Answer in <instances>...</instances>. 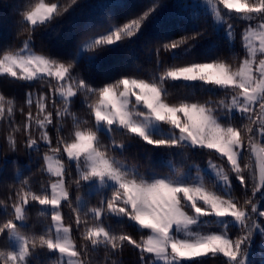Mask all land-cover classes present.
Returning a JSON list of instances; mask_svg holds the SVG:
<instances>
[{
  "label": "snow or ice",
  "instance_id": "6c2138e0",
  "mask_svg": "<svg viewBox=\"0 0 264 264\" xmlns=\"http://www.w3.org/2000/svg\"><path fill=\"white\" fill-rule=\"evenodd\" d=\"M79 6V0H25L17 35L26 32V38L15 47L0 41V77L47 86L25 93L22 125L15 124V98L0 93L9 149L17 150V134L24 137L29 159L44 149L37 160L39 189L33 190L31 177L14 173L18 187L13 185L11 203L0 202V241L10 248L0 250V264H41V256L48 264H123L118 258L126 247L136 252V264H204L203 258L217 257L223 264H264V0L178 2L177 8L202 9L236 62L194 54L207 35L203 27L160 41L147 78L120 73L109 61L150 35L169 5L152 0L126 23L109 17L99 30L86 25L92 34L75 52L36 51L37 29L49 28ZM232 21L246 22L238 60ZM170 89L182 94L172 100ZM197 91L224 95L201 101L194 98ZM77 103L90 119L74 111ZM131 141L171 156L207 153L209 159L204 168L194 165L195 176L191 168L173 163L168 174L142 172L125 156ZM246 151L256 157V171L243 162ZM8 163L5 158L0 166V182ZM93 196L98 201L89 206ZM65 202L74 223H65ZM33 204L48 222L29 233L23 229ZM111 222L142 235L136 239ZM213 224L217 230L204 231ZM233 229L237 234H230ZM100 252L103 260H95Z\"/></svg>",
  "mask_w": 264,
  "mask_h": 264
},
{
  "label": "trees",
  "instance_id": "16d2710c",
  "mask_svg": "<svg viewBox=\"0 0 264 264\" xmlns=\"http://www.w3.org/2000/svg\"><path fill=\"white\" fill-rule=\"evenodd\" d=\"M25 0H0V41L12 46H19L20 42L24 40L27 33L17 35L19 31L18 21L20 16L18 13L21 11V5ZM161 5H169L166 10H162L159 21L153 25L150 35L142 38L137 43L125 47L122 51L117 53L109 62L113 63L116 70L120 73L138 74L145 78L149 77L155 67L154 52L153 50L159 46V42L167 38L177 39L180 35L186 32H191L193 29H200L207 27L208 32L204 40L200 41L194 54L201 56L208 53L209 57H219L226 59L229 62L235 63L233 60V51H230L227 44L222 40V36H218L213 30L208 21V17L203 14L202 9L199 11L192 10L188 7L177 8L178 2L185 5L184 0H159ZM152 3V0H79V7H75L71 15H66L60 21L54 23L49 28H40L34 33V47L36 51L50 52L53 55H58L66 52H75L76 47L92 34V30L86 25L91 24L95 30H99L100 26L109 17L113 18L114 23H126L128 20L135 18V15L141 10ZM106 5H109L106 7ZM198 16V19H191V17ZM183 20L185 24L182 26L179 22ZM237 29V39L234 49L237 60L242 58V48L240 44L239 33L246 26V22L233 21ZM208 58V57H204ZM167 63V57L164 58ZM47 90L46 85L39 82H32L28 86L27 82L15 81L8 77H0V93H3L6 98H15L16 111H15V124H23L26 117L21 114L20 108L24 107L25 113L28 111L24 106L25 93L28 91ZM173 96L170 99L175 100L176 97L182 94V90L170 89ZM223 92H217L215 96L212 93H204L197 91L194 98L198 100H206L209 98L217 99L223 96ZM80 99H83L82 97ZM49 110H51V103H49ZM35 113V107L32 109ZM74 111L80 116L81 119H90L86 116V110L81 108L79 103L74 106ZM9 122L7 120L0 123V166L3 165V160L7 158L9 163L5 172V179L0 182V202L11 203L8 199L14 195L16 182L12 179L14 173L23 172L24 177H31V184L33 190L39 189L41 181V173L39 171L40 165L37 160L43 155L44 149L42 148L39 153L33 152L32 158L29 159L26 154L23 140L24 137L17 134V150L11 151L8 147L5 137L9 132ZM67 129L65 130L66 134ZM52 135L55 137L53 130ZM128 151L125 156L130 163L137 165L142 172H156L159 174L169 173V163H173L175 167L187 171L190 167L199 164L203 166L209 159L207 153L192 154L185 152L183 156H171L167 152L160 150H152L151 146L148 148L140 147V145L131 141ZM215 159V157H212ZM220 162V160H217ZM244 163H248L253 171H256V164L253 158L249 157L248 152L245 153ZM42 163V161H41ZM31 169V171L28 170ZM247 175V174H246ZM207 179V177H206ZM211 187V185L209 184ZM18 187V185H16ZM252 182L249 180L248 195L251 196ZM77 193H73V202ZM234 195H239V189ZM86 199H88L86 197ZM257 201H259V193L257 194ZM98 196H93L90 199L89 206L96 204ZM40 206L33 204L27 209L28 220L23 229L25 232L39 231L43 224L48 221L38 216ZM65 223H74L75 214L65 202L61 207ZM2 215V212H0ZM83 219V217H82ZM109 223V221H105ZM112 226L117 229H123L131 233L134 238L140 239L142 233L129 227L128 225H119L111 222ZM214 225V224H213ZM214 230L215 227L213 228ZM231 235L237 234V230L233 229ZM79 232L74 231L73 238L77 243L79 240ZM261 238L256 237V243L260 244ZM10 250L7 244L0 241V250ZM95 260H103V252L94 254ZM118 259L123 261V264H136L138 259L136 252L131 247H126L123 255ZM204 264H223V258H203ZM256 259H259L257 254ZM41 264H48L46 256H41Z\"/></svg>",
  "mask_w": 264,
  "mask_h": 264
},
{
  "label": "rangeland",
  "instance_id": "374dc122",
  "mask_svg": "<svg viewBox=\"0 0 264 264\" xmlns=\"http://www.w3.org/2000/svg\"><path fill=\"white\" fill-rule=\"evenodd\" d=\"M184 3H185V5H188V4H202L203 3V0H184ZM192 10H195V11H199L200 9H197V8H192ZM232 23H233V21H232ZM166 127V126H165ZM247 152V151H246ZM249 154V157L250 158H253L254 159V161H255V164H256V157L254 156V155H251L250 153H248ZM217 162V161H216ZM217 163H220V162H217ZM206 165V164H205ZM205 165H203V166H201L202 168H204V166ZM191 169H192V175L193 176H195L196 175V168L195 167H190ZM62 212V211H61ZM215 227V229H216V226L215 225H209V227L208 228H205L204 229V231H212V230H214L213 228Z\"/></svg>",
  "mask_w": 264,
  "mask_h": 264
}]
</instances>
